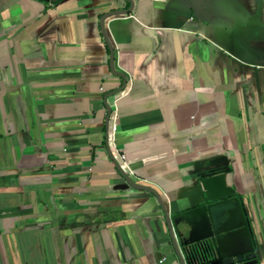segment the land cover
I'll return each instance as SVG.
<instances>
[{
	"label": "crops",
	"instance_id": "0c3cea01",
	"mask_svg": "<svg viewBox=\"0 0 264 264\" xmlns=\"http://www.w3.org/2000/svg\"><path fill=\"white\" fill-rule=\"evenodd\" d=\"M250 253L264 0H0V264Z\"/></svg>",
	"mask_w": 264,
	"mask_h": 264
},
{
	"label": "water",
	"instance_id": "95a60500",
	"mask_svg": "<svg viewBox=\"0 0 264 264\" xmlns=\"http://www.w3.org/2000/svg\"><path fill=\"white\" fill-rule=\"evenodd\" d=\"M102 31H104V29L102 28ZM210 207V204L208 205H204L201 206L199 208H197L196 210H207ZM214 240V239H212ZM253 253L250 254H246V255H237L234 257H227V258H223L222 260H218L212 264H256V261L253 260Z\"/></svg>",
	"mask_w": 264,
	"mask_h": 264
},
{
	"label": "rangeland",
	"instance_id": "374dc122",
	"mask_svg": "<svg viewBox=\"0 0 264 264\" xmlns=\"http://www.w3.org/2000/svg\"><path fill=\"white\" fill-rule=\"evenodd\" d=\"M196 248L200 251L201 249L203 250H207L209 251V249H211L212 251H215V247H216V243L214 242V240L211 239V237L208 239L206 237V239H199L197 241L194 242Z\"/></svg>",
	"mask_w": 264,
	"mask_h": 264
},
{
	"label": "built area",
	"instance_id": "2783aa9c",
	"mask_svg": "<svg viewBox=\"0 0 264 264\" xmlns=\"http://www.w3.org/2000/svg\"><path fill=\"white\" fill-rule=\"evenodd\" d=\"M120 158L126 164V157H125L124 153H121ZM127 174H132L131 170L128 169Z\"/></svg>",
	"mask_w": 264,
	"mask_h": 264
}]
</instances>
